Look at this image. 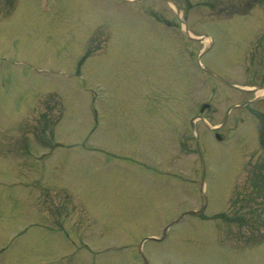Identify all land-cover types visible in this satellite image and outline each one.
Instances as JSON below:
<instances>
[{"label":"rangeland","instance_id":"rangeland-1","mask_svg":"<svg viewBox=\"0 0 264 264\" xmlns=\"http://www.w3.org/2000/svg\"><path fill=\"white\" fill-rule=\"evenodd\" d=\"M213 1L141 0L140 3L129 4L120 1V4L115 0H60L52 14L46 15L40 14L38 1L32 0L37 13H19L22 19L19 17L12 24L13 30L0 32V42H7L0 55L8 54L13 48L20 53V59H25L23 55L27 56L34 66L39 67L53 60L50 67L45 66L50 71L43 67L31 69L27 72V79H16L23 86L17 89L22 96L37 95L41 91L39 89L43 87L39 84L47 82L37 76L40 74L49 82L51 92V89L57 92L58 88L60 96L78 102L79 88L83 85H80L78 76L70 77L72 73L68 69L74 65L72 59L75 60L79 53L89 57L80 67L85 76L84 86L88 89L99 84L104 88L102 91L94 89L90 94L93 109L103 115L102 126L97 127L93 135V138L99 136L102 145L94 155L92 151L77 146L58 149L51 155L47 154L48 150L40 149L57 139L68 142L69 138H76L80 135L76 128L86 120L81 110L73 105V112L78 114V118L74 119L75 113L66 116L59 123L57 132L60 119L57 117V93L52 94L50 104L46 101L38 108L34 106V111H29L31 114L25 121L26 108L34 105L30 100L27 103L26 99L24 105H20L21 109L13 114L9 112V116L0 120V165L4 162L10 166L9 174L4 169L0 172L3 183H13L16 170L21 174L26 170L24 149H35L42 161L28 157L26 163L30 170L33 167L38 169L39 175L49 178L55 186L59 184L60 190L64 185L66 189L90 191L88 194L92 201L89 202L94 204V208L90 207L89 202L83 201L79 195L74 201V194L69 197L60 194L57 211H51L52 208L43 209L38 205L39 193L36 197L26 194L27 190L22 186L13 192L11 190L15 185L7 187L11 190L0 187L6 198L0 202V264H137L136 251L142 238L159 237L162 227L174 219V208L176 213L200 209L202 200L198 186L186 185L177 192L176 189L169 192L162 177L155 181L149 176L152 172L139 171L134 163L167 153L169 163L182 160L192 176L188 175L190 179H199V159L197 153H191L196 151L194 136L186 122L191 110L198 104H209L211 107L205 115L212 125H219L225 119L229 106L243 104L253 96L246 92L248 89H262L264 54L258 57L255 52H264V0H225L227 5L230 4L229 8L224 5V0H217L221 5L216 6L218 14L212 17L213 11L208 4ZM31 2L29 9H33ZM252 2H259L260 6L257 5L251 12L246 11L245 7ZM173 4L181 8V16H189L188 20L182 18L186 20V26L189 24L190 34L181 42L169 39L162 45V37L156 28L144 26L147 23L142 18L151 16L153 11L167 13L177 24L178 34L183 38L180 30L185 31V24L176 22V7ZM225 13L226 16H221ZM90 16L92 19H89ZM206 32L214 38L215 45L211 52L203 55L202 62L218 75H225V80L242 88V92L221 84L194 66L204 49L198 39ZM161 35L164 36L162 32ZM16 37L19 40L11 42ZM70 37H74L75 42L63 43ZM55 44L61 45L53 48ZM98 52L106 53L96 55ZM5 58L13 59L10 55ZM177 59L186 68L181 69L180 75L171 72L170 61ZM67 60L72 62L67 63ZM59 62L62 65L66 63L68 68L60 67ZM14 65L10 64L6 69L0 63V101L4 97L2 94L6 95L9 86L11 88L9 83L12 81L7 77V70L10 74L16 72ZM166 81L167 97L157 92L156 101L151 100L152 87L161 88ZM158 95H162L161 99ZM79 98L83 100L81 95ZM164 98L167 99L163 101ZM161 104H166L171 112ZM263 108L264 104L260 108L250 107L249 112L239 108L230 111L229 120L220 131L229 140L228 143L214 144L208 135L201 139L200 150L207 171L211 202L200 219L193 220L189 216L183 225L173 227L162 245L146 244L148 250L145 248L144 252L153 264H264V239L257 242L259 239L255 233L253 241H248L246 238L251 236V229L232 220L239 213L244 218L241 221L243 224L253 220L264 222L261 207L260 212L253 213V204L250 203L253 199L250 198L255 196L247 194L254 189L252 183L260 178V171H256V167L261 165L259 161L264 162L261 158L264 154L259 153L253 121V113L262 112ZM178 112L182 116L180 121L177 119ZM164 120L172 125H166ZM36 121L41 127L31 135L27 127L29 124L36 125ZM200 125L197 121V127ZM151 127L154 130H150ZM172 127L178 133L177 145L170 140L173 139ZM67 131H70L68 136L63 135ZM23 137H26L25 140H22ZM93 138L87 139L91 141ZM162 142L167 143V152V148H159ZM150 160L148 164L154 165ZM195 162L198 164L195 165ZM254 168L255 171L251 172ZM34 176L37 177L36 174ZM138 176L144 181L140 182ZM36 177L27 179L22 176L24 181L27 179L25 184L33 189L48 188V180L42 178L38 182L34 180ZM152 182L156 185L152 186ZM89 186L93 190L87 189ZM55 191V188L50 190L49 198L56 196L57 199ZM261 195L262 201L258 199L256 203L264 202V189ZM62 198L70 202L62 201ZM239 200L242 203L236 204ZM9 201L15 208H7ZM231 202L235 203L232 210ZM26 221H43L57 232L49 234L43 228H30L11 248L4 247L6 236L12 233L9 232L10 225L20 228ZM57 227L72 230L76 237L73 244H77L73 246L69 240L62 238ZM84 240L91 244L92 251L84 246ZM115 245L117 250L112 247ZM131 257L134 260H130Z\"/></svg>","mask_w":264,"mask_h":264}]
</instances>
